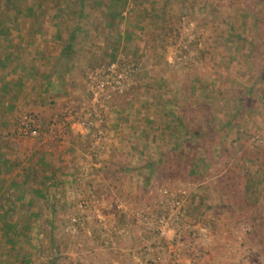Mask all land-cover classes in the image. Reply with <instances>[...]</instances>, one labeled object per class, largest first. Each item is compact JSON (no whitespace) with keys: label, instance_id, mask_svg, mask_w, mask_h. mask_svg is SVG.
Here are the masks:
<instances>
[{"label":"rangeland","instance_id":"rangeland-1","mask_svg":"<svg viewBox=\"0 0 264 264\" xmlns=\"http://www.w3.org/2000/svg\"><path fill=\"white\" fill-rule=\"evenodd\" d=\"M3 3L0 69L42 66L0 132L68 149L52 264H264V0Z\"/></svg>","mask_w":264,"mask_h":264},{"label":"crops","instance_id":"crops-1","mask_svg":"<svg viewBox=\"0 0 264 264\" xmlns=\"http://www.w3.org/2000/svg\"><path fill=\"white\" fill-rule=\"evenodd\" d=\"M14 38H17L16 35ZM14 38L13 42H16ZM65 46L67 48V45ZM63 48L57 58L62 52H67V49ZM21 49V45L15 49L7 45L5 49L1 48L0 63H6L5 55L9 52L17 58ZM41 59L40 56L38 60ZM15 61L9 68L0 69L1 122L11 117L13 110L17 111L14 106L16 88H20L17 77L25 82L28 94L31 93L29 86L34 80L41 81L37 73L42 66L41 62L26 67L24 61ZM57 71L63 74L62 71ZM23 82L21 84L24 87ZM7 89L12 93V99L6 98ZM60 91L62 89L52 91V94L59 95ZM26 103L27 106L31 105L30 101ZM1 126L0 264H52L56 256L52 252L55 237L50 216L58 212L68 199L65 188L69 173L66 170V161L60 159L61 153L68 149L62 144L48 145L44 140L38 142L33 137L21 135L17 133V129H9L10 123ZM92 176L90 179L97 180L95 173ZM71 178L74 179L73 175Z\"/></svg>","mask_w":264,"mask_h":264},{"label":"built area","instance_id":"built-area-1","mask_svg":"<svg viewBox=\"0 0 264 264\" xmlns=\"http://www.w3.org/2000/svg\"><path fill=\"white\" fill-rule=\"evenodd\" d=\"M18 130L24 135H37L39 133L37 117L29 113L23 114L20 118ZM159 220L162 221L163 218L161 217Z\"/></svg>","mask_w":264,"mask_h":264},{"label":"trees","instance_id":"trees-1","mask_svg":"<svg viewBox=\"0 0 264 264\" xmlns=\"http://www.w3.org/2000/svg\"><path fill=\"white\" fill-rule=\"evenodd\" d=\"M3 1H4L3 4L6 5V6H8V5H10L12 3V0H3ZM80 1H82V0H80ZM165 5H166V2L164 1L163 4H162L163 12H165V7H166ZM33 6L34 5L31 4L32 9L34 8ZM177 129H178L179 132H181V131H184V133L188 132L190 135H193V134L198 133V131H195V130H192L191 131V129L189 128V126H186L184 122H180L178 124V126H177Z\"/></svg>","mask_w":264,"mask_h":264}]
</instances>
